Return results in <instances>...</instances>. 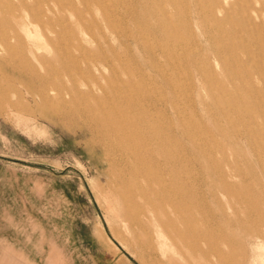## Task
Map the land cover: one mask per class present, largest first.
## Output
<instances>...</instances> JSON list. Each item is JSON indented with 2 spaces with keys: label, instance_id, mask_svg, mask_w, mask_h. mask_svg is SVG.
Wrapping results in <instances>:
<instances>
[{
  "label": "rangeland",
  "instance_id": "rangeland-1",
  "mask_svg": "<svg viewBox=\"0 0 264 264\" xmlns=\"http://www.w3.org/2000/svg\"><path fill=\"white\" fill-rule=\"evenodd\" d=\"M107 250L264 264V0H0V262Z\"/></svg>",
  "mask_w": 264,
  "mask_h": 264
},
{
  "label": "crops",
  "instance_id": "crops-1",
  "mask_svg": "<svg viewBox=\"0 0 264 264\" xmlns=\"http://www.w3.org/2000/svg\"><path fill=\"white\" fill-rule=\"evenodd\" d=\"M108 251L109 250H107V252L103 254V256H104L103 259L93 260L91 263H86V264H135V263L131 262L128 258H126L124 255H123L124 258H122L120 253L111 254ZM118 251H120V250H118ZM0 264H5V263L3 261H1Z\"/></svg>",
  "mask_w": 264,
  "mask_h": 264
},
{
  "label": "bare ground",
  "instance_id": "bare-ground-1",
  "mask_svg": "<svg viewBox=\"0 0 264 264\" xmlns=\"http://www.w3.org/2000/svg\"><path fill=\"white\" fill-rule=\"evenodd\" d=\"M232 15V14H231ZM32 55V54H31ZM33 57V56H32ZM230 83V82H229ZM52 90V89H51Z\"/></svg>",
  "mask_w": 264,
  "mask_h": 264
}]
</instances>
